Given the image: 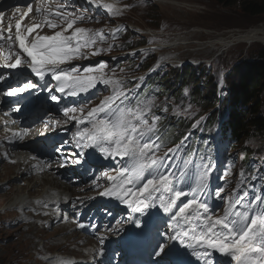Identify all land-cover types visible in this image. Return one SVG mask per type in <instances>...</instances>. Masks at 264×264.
Listing matches in <instances>:
<instances>
[{
  "label": "snow or ice",
  "instance_id": "snow-or-ice-1",
  "mask_svg": "<svg viewBox=\"0 0 264 264\" xmlns=\"http://www.w3.org/2000/svg\"><path fill=\"white\" fill-rule=\"evenodd\" d=\"M93 2L95 3L97 0H93ZM103 7L109 12H113L112 4H104ZM16 11L20 12V9L17 8ZM27 11L28 13L32 11L30 0H28ZM37 11L47 10L38 8ZM53 14L66 22V25L50 36L37 34L31 43L25 42L26 36L20 31L22 23L20 21L16 23L18 48L25 54L23 55V64L21 53H17L15 62L6 63L3 67L20 71L22 75L24 72H30L32 79H36L37 83L34 84L31 79H26V82H22V86L10 87L8 95L23 93L25 89H35L39 81H43L49 76L56 82L54 89H48L49 97L54 102L61 100L59 95L53 94L54 91L76 96L81 92H87L93 86L96 77H81L74 74L77 72L76 68L66 70L62 65L79 56L86 57L87 54L82 50L91 48L97 38L103 40V32L90 33V30L84 28L73 29L77 20L84 19L83 15L75 17L73 12L67 11H57ZM2 15L3 13L0 12V17ZM26 15L27 13H21V19ZM48 26L55 29L59 25L48 21ZM38 27L40 25L28 27V34L33 33ZM69 29H73V31L71 34H66ZM3 37L4 30L0 29V41L3 40ZM7 38L12 39L11 25L8 28ZM100 50L97 49L92 54H99ZM100 67L103 68L104 65H100ZM84 71L90 73L93 69L85 68ZM3 79L4 73L0 72V80ZM104 83L120 84L119 81L110 80H105ZM43 87L47 89L48 86L45 84ZM122 96H125V93L118 87L114 91L113 97L106 99L101 105L87 113L91 128H85L76 133V136L80 137V140L77 141L78 147L82 142L87 141L83 146L94 145L109 157L115 155L133 161L131 169L123 168L120 171V177L126 178L122 179L119 184L113 183L100 194L124 200L133 208L134 212H141L143 208L148 207L154 201H159V209L164 213H169V219L174 221L173 233H170L168 237L173 242L172 247H175L177 242L185 245L187 249H192L193 254L197 257L204 258L205 264L209 258V249L223 254L227 258L228 264H233V262L234 264H264V207H262L264 206V196L258 195L253 201L245 204L244 197H247L248 193L245 192L243 195L237 193L234 199L228 198L223 215L213 216L209 205L194 194L192 199L179 207L178 211L173 212L177 200L187 194L182 190H175L169 175L160 173V169L166 168V156H156L160 145L150 142V138L145 140V137L154 132L155 121L159 117L151 116L150 105L141 103L135 106L124 105L121 100ZM117 101L120 103L117 104ZM61 111L71 120H77L76 115L69 116L70 113L77 112L76 108L64 107ZM79 111L83 112V109ZM98 114H104L106 118H97ZM146 115L151 116L153 120L151 125H149ZM80 123H84V120L81 119ZM171 151L172 149H169V152ZM153 169L158 175H152ZM129 171L131 172L130 176L127 175ZM146 173L151 178L146 179L137 191L126 187V185L144 179ZM208 177L209 173L205 170L201 186L208 180ZM109 179L115 182L118 177H109ZM161 189L171 191L173 195L167 199L164 195L154 197V193L160 192ZM129 196H133L135 199H127ZM78 227H84V225L81 224ZM167 243L168 240L157 243V255L161 253L167 255L172 251V247L168 249V252L165 251Z\"/></svg>",
  "mask_w": 264,
  "mask_h": 264
},
{
  "label": "rangeland",
  "instance_id": "rangeland-1",
  "mask_svg": "<svg viewBox=\"0 0 264 264\" xmlns=\"http://www.w3.org/2000/svg\"><path fill=\"white\" fill-rule=\"evenodd\" d=\"M261 2L264 3V0H261ZM143 4V6L135 8L130 20L148 27L156 24L150 18H158L159 24L165 22L169 25V29H176L171 39L177 35L184 36L186 39H183L180 43L183 45L185 43L194 44L193 51H199L204 54L212 51L213 48L207 49L205 47L210 41L218 38L219 34L224 35L223 38H227L230 35L238 34L239 31L253 27H264V14L254 16L245 13L240 7V2L226 5L215 0H159L151 6L146 3ZM202 42L206 44L197 45ZM234 43L224 48L216 57V62L226 64L229 72H231L234 63L240 64L237 68L241 69L251 59H259V51L264 48V40L239 43L235 41ZM217 45L223 46V44ZM232 78L233 81H238V75L235 72ZM209 85L216 86L211 81ZM257 93L259 94V99H264V90L259 89ZM180 112L188 115L190 109L188 106H182ZM257 140V135L255 139L250 136L247 143L255 144ZM255 148L258 147L255 146ZM244 150L239 149L241 152H244ZM247 150L252 151V149ZM13 177H15L13 170H10L5 165L0 166V187H4L3 190H0V264H44L46 262L37 256L43 253L45 256L53 257L57 251L74 256H84L78 245V247H74L75 242H72V240L62 241L58 235L49 240L54 233L43 230L37 220H33L36 226L28 225L26 222L23 225L19 222L21 215H17L12 218L10 224L8 223L12 216L17 213H23V206L21 205L16 207L8 206L10 200L18 195H26L28 200H34L33 198L44 188L41 185L34 186L31 189H29L30 185L21 187L20 185L23 183L29 184L24 178L22 182L17 183L19 186L13 188L14 183L11 180ZM6 183L11 186V189L8 188ZM39 184H42L41 180ZM54 185L62 189V186L58 183H54ZM68 189L73 190V188L69 187L64 188V190ZM73 192L75 193L74 190ZM26 214L31 215V213ZM62 229H56L53 232H59L60 234ZM38 244H46L47 248L43 250L42 247H37ZM70 244L74 248H71Z\"/></svg>",
  "mask_w": 264,
  "mask_h": 264
},
{
  "label": "bare ground",
  "instance_id": "bare-ground-1",
  "mask_svg": "<svg viewBox=\"0 0 264 264\" xmlns=\"http://www.w3.org/2000/svg\"><path fill=\"white\" fill-rule=\"evenodd\" d=\"M220 36V37H219ZM219 36H217L218 38L214 39L209 46H214L216 44H220V42L222 43H230V42H235L237 40V42H253V41H262L264 40V27H253L250 28L248 30H243V31H239L238 34H233L228 36L227 38H223L224 35L219 34ZM177 39H184V38H176V39H172L173 42L177 43ZM186 44V43H185ZM26 78V74L22 75L20 78V82H25ZM78 106V105H76ZM88 106H90V104L88 103ZM170 107V106H169ZM0 114L2 117H4L7 121L10 120V115L8 114V110L6 108H2V110L0 111ZM14 118L16 120V125H19L18 119H17V113H14ZM60 123H64L63 119H59L57 121V124ZM56 131V130H53ZM10 135L12 136V139L8 142V154L11 155L13 153V150L16 148L17 144H18V139H20L22 136L20 133L13 131V130H9ZM19 134V135H17ZM45 141L44 139L39 140V147L40 145H44ZM40 152L38 150L34 151L32 159L30 161L25 162L22 166L19 164V166L16 165H5L6 167H8L10 170H13L15 173V178L12 179V183L13 184V188L16 186H19L17 183H20L21 180L23 179V176L26 175L28 173V171L31 169V164L33 165H38L39 164V158H40ZM5 159V157L3 155H0V161H3ZM36 176L39 177V180H37L36 178L33 177L32 182L29 183L28 185H30L31 189L34 186H44L45 184H39L40 179L44 178L43 173H41V169L36 168ZM52 182L58 183L60 184L59 180L57 177L53 176L52 178ZM21 187H25L24 183L22 185H20ZM53 185L50 184V187H46L44 188L43 192L40 194V198L39 201L37 203H32L30 202V200L27 199L26 195H18L15 196L12 200H10V204L8 206H24L23 210L25 211V213H31L34 214L35 216H37L38 218H40L41 220H37L39 221V225L43 230H47V232H52L54 233L53 235L50 236L49 240L52 237H55L56 235H58L59 239H61L62 241H66V240H72V242H75L76 245L79 246V248L82 250V252L85 255H94L95 254V250H89L87 252H85V250L83 249L84 247H87L88 245H92V243L94 242L93 238L90 237L88 235V233H86L85 231H82L81 229H78L76 227V224L71 221L68 220L66 222H61L60 220L57 221L58 217L54 211V206L57 207H63L66 208L64 205V202L62 200L56 199L54 201H49L44 199L46 196H51L52 198H56V194H52V191L49 190ZM9 188L11 189V186L9 185ZM12 188V191H13ZM58 188V187H57ZM48 189V190H46ZM161 191H165L164 189H161ZM15 195V194H14ZM32 207H34L35 209L33 210ZM46 210V211H43ZM23 211V212H24ZM29 211V212H28ZM90 208L86 207L85 204L80 203L75 207V210L73 212V216H75L78 219H85L88 214H89ZM42 220H46V221H42ZM12 219L9 221V224L11 223ZM23 225L28 224V225H35L36 224L33 221H30L26 218H24L23 215H21L20 221ZM63 228V229H62ZM56 229H62L60 234L59 232H53L56 231ZM131 238L133 236H130ZM125 246V243H122ZM37 247H42L43 250L45 248H47L46 244L40 245L38 244ZM209 252H211V249L208 250ZM213 252V250H212ZM127 254V252H125ZM56 257H60L59 259L63 260V261H69L72 264H80V263H85L86 261L82 258V257H77L76 259H74L72 256L74 255H69L66 253H63L61 251H57V253L55 254ZM55 257V256H53ZM53 257H45V258H41L42 261L44 262H50V264H56L52 261ZM133 257V256H132ZM134 258V257H133ZM210 258V257H209ZM130 261H128L129 263ZM97 264H104L103 262H97Z\"/></svg>",
  "mask_w": 264,
  "mask_h": 264
},
{
  "label": "trees",
  "instance_id": "trees-1",
  "mask_svg": "<svg viewBox=\"0 0 264 264\" xmlns=\"http://www.w3.org/2000/svg\"><path fill=\"white\" fill-rule=\"evenodd\" d=\"M226 5L240 2L242 10L250 15L264 14V3L261 0H215ZM259 59L247 63L241 69L237 68L239 96L241 106L248 112V116H237L235 135L241 137L248 134L264 133V100L259 99L257 91L264 90V48L259 51ZM238 115V113H236Z\"/></svg>",
  "mask_w": 264,
  "mask_h": 264
}]
</instances>
